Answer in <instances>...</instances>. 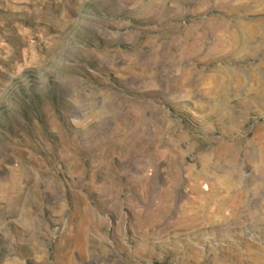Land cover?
Masks as SVG:
<instances>
[{
  "label": "rangeland",
  "instance_id": "obj_1",
  "mask_svg": "<svg viewBox=\"0 0 264 264\" xmlns=\"http://www.w3.org/2000/svg\"><path fill=\"white\" fill-rule=\"evenodd\" d=\"M0 264H264V0H0Z\"/></svg>",
  "mask_w": 264,
  "mask_h": 264
}]
</instances>
